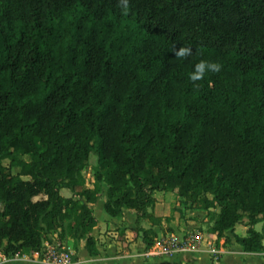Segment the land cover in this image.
I'll list each match as a JSON object with an SVG mask.
<instances>
[{
  "label": "trees",
  "instance_id": "16d2710c",
  "mask_svg": "<svg viewBox=\"0 0 264 264\" xmlns=\"http://www.w3.org/2000/svg\"><path fill=\"white\" fill-rule=\"evenodd\" d=\"M200 60L221 71L190 82ZM102 185L112 218L160 226L154 194L176 191L210 237L247 227L236 244L264 252V0H0V250L58 233L96 256Z\"/></svg>",
  "mask_w": 264,
  "mask_h": 264
},
{
  "label": "crops",
  "instance_id": "0c3cea01",
  "mask_svg": "<svg viewBox=\"0 0 264 264\" xmlns=\"http://www.w3.org/2000/svg\"><path fill=\"white\" fill-rule=\"evenodd\" d=\"M92 187L93 185H86V188ZM106 191L107 186L102 185V193L98 196L97 201L94 204H88L93 212L94 218L97 220V226L92 232L94 238H96V234L109 231L112 233L111 238H115V240H117L119 234H124L126 243L130 244L134 242L135 229H152L157 238L160 236L181 235L189 230H199L200 227H203V230H205L209 221L207 212L184 208L182 199L177 195L176 191L169 193L156 192L154 194L156 202L153 208V214L155 218L161 219L160 226H152L147 220L138 221L136 214L130 210H123L120 216L112 218L104 211ZM97 209L101 215V219L99 220L94 215ZM215 212L217 213V211ZM166 219H169V221L167 222ZM240 229H242L241 235L238 233ZM246 231L247 227L237 226L232 234L231 232H227L225 237L217 241V248L223 251V254L218 260H214L207 253L147 258L144 255L147 249H145L143 254H134L135 251L131 246H128V252L130 251V254L126 252L124 256H120L118 253L121 251V248L118 241L114 244H108L103 248H99L96 245L98 254L96 256H90L85 250V242L83 239L77 242L80 248L78 252H73L76 255L78 264H264V252L247 254L236 244L233 234L238 237H244ZM57 237L58 233L48 235V242L57 243ZM136 241L143 244L140 238ZM65 243L71 247L74 245L69 239H65L63 244ZM0 260V264H40L33 260L31 254L11 256L5 255L2 250H0Z\"/></svg>",
  "mask_w": 264,
  "mask_h": 264
},
{
  "label": "built area",
  "instance_id": "2783aa9c",
  "mask_svg": "<svg viewBox=\"0 0 264 264\" xmlns=\"http://www.w3.org/2000/svg\"><path fill=\"white\" fill-rule=\"evenodd\" d=\"M217 241L215 237H210L206 232L189 230L181 235L155 238L152 246L146 250L144 255L147 258H156L207 253L214 260H218L223 251L217 248ZM31 255L33 260L40 264H78L75 253L66 243L47 241L38 252Z\"/></svg>",
  "mask_w": 264,
  "mask_h": 264
},
{
  "label": "rangeland",
  "instance_id": "374dc122",
  "mask_svg": "<svg viewBox=\"0 0 264 264\" xmlns=\"http://www.w3.org/2000/svg\"><path fill=\"white\" fill-rule=\"evenodd\" d=\"M22 159L25 162H28L30 160V158L28 156L22 157ZM95 161H96V156L93 155V154H91L90 155V158L88 160V163L86 164L85 168H83V170H82L81 176H82V178L84 180V186L85 187H86V185H93V183H94V179H93V171L94 170H93V168H94V165H95ZM17 172H18V169L11 170V173H17ZM61 194L63 196H65V197L70 196V193L68 191H66V190H62L61 191ZM94 215H95V217H97L98 220L101 219V215H100L98 209L95 210ZM210 225H211V220H210V217H209V221H208L207 227H205V230H203V227H200L199 230H197V231L208 233V229H209ZM260 229H261V225L260 224H258V225L255 226V230L260 231ZM108 233H110V234H108ZM238 233H239V235H241L242 229L238 230ZM111 236H112V233L109 232V231H105L102 234H100V233L99 234H96V238L95 239H96V245H97V247L103 248V247H106L108 244H114L119 239L120 234L118 235V237L116 235L117 240H115V238H111ZM235 236H237V235L233 234V237H235ZM128 246L133 247V250L135 251L134 254H137V253L143 254L145 252L144 245L141 244V243H139V242H137L136 240H134V242H131L130 244L126 243L125 246L120 244L121 251L118 253V255L124 256L126 254V252H128ZM71 248H72L73 251H76V252H78V250L80 249L78 247V245H76V246L72 245Z\"/></svg>",
  "mask_w": 264,
  "mask_h": 264
},
{
  "label": "clouds",
  "instance_id": "9594fccd",
  "mask_svg": "<svg viewBox=\"0 0 264 264\" xmlns=\"http://www.w3.org/2000/svg\"><path fill=\"white\" fill-rule=\"evenodd\" d=\"M118 7L126 14L129 10V0H118ZM169 51H174L176 59H183L193 55L191 47H180L179 50H175L174 45ZM222 65L218 62H212L207 60H200L193 66L192 72L189 74L190 82L195 83L205 77L206 73H219Z\"/></svg>",
  "mask_w": 264,
  "mask_h": 264
}]
</instances>
